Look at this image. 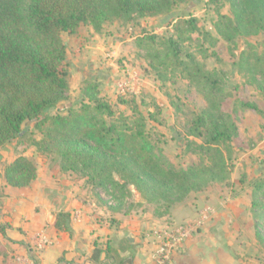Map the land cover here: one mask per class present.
I'll list each match as a JSON object with an SVG mask.
<instances>
[{
  "label": "rangeland",
  "instance_id": "374dc122",
  "mask_svg": "<svg viewBox=\"0 0 264 264\" xmlns=\"http://www.w3.org/2000/svg\"><path fill=\"white\" fill-rule=\"evenodd\" d=\"M218 11L233 16L226 0H187L172 6L168 13L153 17H110L98 32L89 24H81L75 33H61L66 46L69 98L46 113L77 109L83 99L85 82L95 81L101 100L114 112L105 121L119 125L124 120L132 124L134 119L142 117L147 140L154 154L163 161V167L206 162L208 153L200 148L203 134L195 133L193 124L207 107L202 93L182 74L150 61L147 54L155 49L165 52L159 37L172 34V23L178 18L194 17L197 29L190 34L191 40L181 44L182 57L186 52L193 53L201 69L214 74L219 85L230 92L226 104L230 106L228 109L235 110L237 135L230 145L220 146L225 157L231 156L227 160L229 174L224 181L192 192L168 211L160 212L141 198L131 184L123 189H104L88 183L87 176L79 171L60 170L55 159L36 150L33 141L40 134L33 128V122L27 121L22 124L23 138L0 148V201L5 203L10 197V193H5L1 177L3 165L18 154H25L37 166L35 184L45 199L51 205L57 201L52 209L62 207L76 187L80 189L77 195L82 194L81 198L93 201L104 211L105 215L96 218L99 227L90 231L96 247L94 257L104 252L99 264H264V77L256 75L254 81L250 80V74L237 71L239 52L250 50L248 43L253 50L261 52L264 36L238 37L231 43L222 40L214 29ZM204 33L218 41L206 39ZM148 34H155L158 39L149 42L144 39ZM140 39L144 40L142 46L138 45ZM242 101L255 104L258 110H249ZM113 178L123 182L118 175ZM39 208L29 210L32 214L34 210L40 211ZM132 214L140 219L139 225L130 231L134 237L132 243L124 237L129 231H124L120 239L106 232L113 226L118 230V218L132 219ZM18 220L27 221L23 215ZM13 224L14 227L10 223L9 226L15 228L17 223ZM187 224L196 226L189 239L179 243L166 236L167 233L178 236L177 231ZM98 229L104 233L94 237ZM43 233L51 246L50 235ZM1 237L0 240L12 242L17 252L25 249L30 264L36 259L40 261L38 256L45 251L36 250L32 237L18 241L4 234ZM164 243L174 245L162 250ZM15 255L17 262L22 255ZM77 264L85 262L79 260Z\"/></svg>",
  "mask_w": 264,
  "mask_h": 264
},
{
  "label": "trees",
  "instance_id": "16d2710c",
  "mask_svg": "<svg viewBox=\"0 0 264 264\" xmlns=\"http://www.w3.org/2000/svg\"><path fill=\"white\" fill-rule=\"evenodd\" d=\"M187 0H0V148L22 139V124L33 122L40 138L33 141L36 150L57 161L60 170L87 176L88 183L104 189L124 188L131 184L141 198L160 212L192 192L224 181L229 174L228 158L220 146L230 145L237 135L234 108L226 104L230 92L219 85L214 74L204 72L193 53L182 57L181 44L191 40L197 29L194 17L178 18L172 23V34L159 37L166 47L147 52L150 61L177 71L199 90L206 103L194 120L195 133L203 134L202 148L208 153L206 162L185 167H163L148 142L142 117L130 124H110L105 117L114 116L109 104L101 100L97 82L87 81L83 99L77 109L47 114L69 98L66 69V46L61 33H75L81 24H89L98 32L106 19L153 17L166 14L172 6ZM232 17L217 12L214 29L228 43L238 37L264 36V0H226ZM203 36L218 41L208 33ZM149 42L158 39L145 35ZM144 40L140 39L139 46ZM238 54L237 71L264 77V50ZM249 110L253 103L242 101ZM200 129L203 131L201 132ZM227 151V150H226ZM118 175L123 182L113 178ZM5 186L28 187L37 177V166L25 154L16 155L1 169ZM72 213H53L52 226L70 234ZM64 260L63 257L58 259ZM107 260V259H106ZM67 263V262H65ZM34 264H38L35 260Z\"/></svg>",
  "mask_w": 264,
  "mask_h": 264
},
{
  "label": "crops",
  "instance_id": "0c3cea01",
  "mask_svg": "<svg viewBox=\"0 0 264 264\" xmlns=\"http://www.w3.org/2000/svg\"><path fill=\"white\" fill-rule=\"evenodd\" d=\"M37 181L36 177L28 187L23 188H10L3 183L5 193H10V197L6 198L5 203L0 201V222L8 223L0 224V237L1 234H4V237H8L11 240L18 241L24 238L28 240L31 237L33 238L36 232L45 231L50 235L53 242L51 246L48 245L44 249L45 251L38 256L40 260L38 264H56L61 257H63L64 260L60 261L59 264H77L79 260H81V263L84 261L85 264L101 263L103 259L102 254L104 252L101 251L97 257H94V250L96 247L94 245L93 236H90V231L92 228L99 227L96 223V218L99 219L100 215H105L104 211L93 201L81 198L82 194L77 195L80 189L77 190L76 187L73 189V194L70 192L69 198L67 201L65 200L66 202L62 207L58 205V209H52V205L56 206L57 201L54 200L51 205L40 191L41 188L38 187V184H35ZM35 206H39L40 211L34 212V210L31 214L29 209H35ZM59 210L72 213L70 232H72L73 235L70 236V234L65 231H58L52 226L53 213ZM7 212L8 215L4 214ZM22 215L24 220H27L26 222H18V219L21 218ZM132 215V219L122 220V218H118L120 221L118 226L119 229L117 230V227L113 226L110 230H106V232L120 239L124 231H129V233L124 235L127 239V237L131 235L130 231L133 230L136 225H139V216L135 214ZM10 221L17 223L15 228L9 226L10 223L11 226L14 227L13 222ZM103 233L101 229H98L94 237ZM130 237L132 241H127L132 243L134 237ZM19 248L21 249V247ZM23 251L24 254L22 253ZM23 251L17 252V249L13 248L12 242L0 240V264H30L31 261L26 255L27 253H25L26 250L24 249ZM15 253H20V255H22L17 262L15 261Z\"/></svg>",
  "mask_w": 264,
  "mask_h": 264
},
{
  "label": "built area",
  "instance_id": "2783aa9c",
  "mask_svg": "<svg viewBox=\"0 0 264 264\" xmlns=\"http://www.w3.org/2000/svg\"><path fill=\"white\" fill-rule=\"evenodd\" d=\"M125 83L121 84V87L122 85H124ZM197 223H200V222H197ZM196 228V226H192L191 224H187L184 228L182 229H179L177 231V234L178 236H175V234L173 233H167L166 236L168 238H173L174 241L176 242H181V241H185L187 239L190 238L191 236V232L194 231ZM33 242L36 243V250H41V249H45L49 243L47 242V240L45 239V235L42 231H38L34 234L33 236ZM174 245V243H164L162 245V250L163 249H171L172 246ZM20 259V258H19Z\"/></svg>",
  "mask_w": 264,
  "mask_h": 264
},
{
  "label": "water",
  "instance_id": "95a60500",
  "mask_svg": "<svg viewBox=\"0 0 264 264\" xmlns=\"http://www.w3.org/2000/svg\"><path fill=\"white\" fill-rule=\"evenodd\" d=\"M128 241H132V238L130 236L127 237Z\"/></svg>",
  "mask_w": 264,
  "mask_h": 264
}]
</instances>
